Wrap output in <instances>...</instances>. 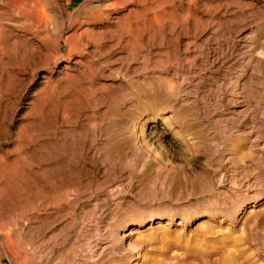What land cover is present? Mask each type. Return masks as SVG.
Returning a JSON list of instances; mask_svg holds the SVG:
<instances>
[{
    "label": "rangeland",
    "instance_id": "1",
    "mask_svg": "<svg viewBox=\"0 0 264 264\" xmlns=\"http://www.w3.org/2000/svg\"><path fill=\"white\" fill-rule=\"evenodd\" d=\"M42 2L60 16L68 36L79 23L88 35L163 36V49L154 47L158 41H144L130 57L131 50L123 51L121 61L134 68L132 79L125 83L118 77L125 92L107 103L105 117L116 115L121 124L137 119L139 108H150L144 92L162 83L176 110L190 114L200 145L212 153L188 154L182 145L155 136L147 145H121L119 150L84 145L62 153L59 161L47 155L31 162L28 168L37 171L40 164L46 172L67 164L70 176L46 180L41 196L30 187L0 198L2 206L11 200L0 211V264H222L216 262L218 250L232 247L245 264H264V218L243 223L244 211L264 208V176H259L264 169V0ZM7 8L0 1V12ZM52 13L48 26L57 30ZM31 32L37 49L22 54L19 64L0 78V155L12 154L19 128L35 119L37 91L57 76L52 69L61 68L59 58L66 55L63 42L55 50L54 34L47 38L51 33L42 28ZM93 49L86 40L72 66L87 63ZM238 149L247 158L235 166ZM148 155L166 165H187V177L202 173L206 161L224 169L212 168L205 193L164 172L151 183L155 194L148 198L147 177L135 169ZM241 166L244 173L237 175ZM240 183L241 191L234 192ZM211 213L202 229L195 228ZM162 216L168 225L136 228L144 218ZM130 230L137 232L126 236Z\"/></svg>",
    "mask_w": 264,
    "mask_h": 264
},
{
    "label": "bare ground",
    "instance_id": "2",
    "mask_svg": "<svg viewBox=\"0 0 264 264\" xmlns=\"http://www.w3.org/2000/svg\"><path fill=\"white\" fill-rule=\"evenodd\" d=\"M0 1L8 7L0 12V78L3 77L6 69L19 64L22 54L37 49L31 30L36 28L47 30L51 33L47 38L54 34L59 42L55 46L56 51H60L61 42L67 46L66 55L59 58L64 61L62 67L56 65L52 69L53 72H58L57 76L47 79L37 91V102L32 108L35 119H30L19 128L18 141L12 154L0 155V198L3 199L13 190L21 191L30 187H35L36 193L38 189L41 196L46 180L62 175L70 176L71 171L67 164L48 172L40 164L37 171L28 168V165L38 159L44 160L47 155H53L59 161L62 153L67 155L72 147L80 150L84 145H113V148L119 150L121 145H147L148 139L159 136L160 139L167 140L170 145H182L183 151L188 154L195 155L200 152L211 157V149L208 145H200V137L191 127V119L188 117L190 114L184 110L179 112L176 110L174 98L162 83L150 86L144 92V99L151 103L148 104L150 108L146 109V106L139 108L137 119L121 124L116 115L110 118L105 117L103 109L107 108V103L118 100L120 94L125 92V90L121 91L123 82L118 77L125 83L132 79L129 71L134 68L121 61L120 56L123 51L131 50L128 56L130 57L139 47V43L144 41L147 43L158 41L154 47L163 49V42H165L163 36L142 33H114L108 37L88 35L82 23L77 24L73 35L68 36L63 31L65 26L60 16L56 12L52 13V8L44 5L42 0ZM48 13L55 15L54 27L57 30L49 28ZM67 26L70 27V25ZM22 27L27 31L24 32ZM86 40H89V43L92 42L95 48L92 51L93 54L88 55L87 63L73 67V56L83 47ZM261 44L264 45V39L261 40ZM76 60L77 57L74 62ZM132 60L136 59L132 58ZM60 71L61 74H59ZM47 113L49 117L45 120ZM144 123H148V126H144ZM35 145H40V151L37 152ZM243 151V149L236 151L233 159L235 166L247 158V154ZM71 155L72 152L68 157L71 158ZM74 155L76 156V153ZM148 157L150 158L143 160L141 165L136 163L139 166L135 167L139 169V175L147 177L149 186L145 187L144 193L148 198L155 194L151 183L157 181L164 172L171 174L172 178L178 177L190 187H195L199 193H205L210 187L212 168H214L213 171L224 169L217 161H206L202 173L196 177H187L184 173L187 165L181 167L166 165L152 159L149 155ZM144 170L147 175L143 172ZM243 173L244 169L241 166L237 175ZM28 174L31 177L28 178ZM259 176H264V169H260ZM242 185L243 183L238 184L234 192H240ZM3 200H0V211L11 202V200H5L2 206ZM212 211L215 213V210ZM213 213L201 218V222L195 228L202 229L204 226L202 224L208 217H213ZM244 213L243 223L250 222L256 217L264 218V208L257 211L250 209ZM161 223L168 225L169 221L164 220L163 216L156 219L144 218L138 222L136 228L139 230L146 225ZM136 228L134 230H137ZM136 232L130 230L126 236L135 235ZM218 253L216 262L245 264L236 247L225 251L218 250Z\"/></svg>",
    "mask_w": 264,
    "mask_h": 264
}]
</instances>
